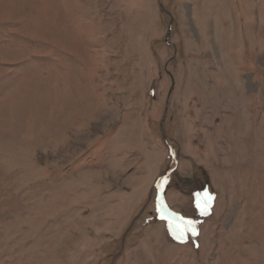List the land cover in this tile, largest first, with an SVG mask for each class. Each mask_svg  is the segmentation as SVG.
Returning a JSON list of instances; mask_svg holds the SVG:
<instances>
[{"label": "rangeland", "instance_id": "1", "mask_svg": "<svg viewBox=\"0 0 264 264\" xmlns=\"http://www.w3.org/2000/svg\"><path fill=\"white\" fill-rule=\"evenodd\" d=\"M0 264H264V0H0Z\"/></svg>", "mask_w": 264, "mask_h": 264}, {"label": "bare ground", "instance_id": "2", "mask_svg": "<svg viewBox=\"0 0 264 264\" xmlns=\"http://www.w3.org/2000/svg\"><path fill=\"white\" fill-rule=\"evenodd\" d=\"M161 214L164 220L172 221L176 224L183 225L187 230H191L189 223H185L184 220L180 216L173 214L167 206L165 205L162 206Z\"/></svg>", "mask_w": 264, "mask_h": 264}, {"label": "snow or ice", "instance_id": "3", "mask_svg": "<svg viewBox=\"0 0 264 264\" xmlns=\"http://www.w3.org/2000/svg\"><path fill=\"white\" fill-rule=\"evenodd\" d=\"M211 197H208L207 194H205V205L207 206L208 202L210 201ZM199 207V204L197 205ZM202 213L204 212V209H201ZM183 234H181L180 237H177L178 239H182Z\"/></svg>", "mask_w": 264, "mask_h": 264}]
</instances>
